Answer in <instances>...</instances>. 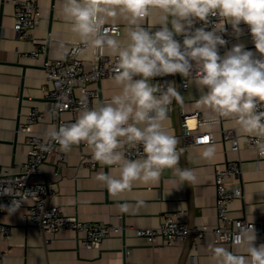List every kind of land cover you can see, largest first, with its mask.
Here are the masks:
<instances>
[{"label":"crops","instance_id":"0c3cea01","mask_svg":"<svg viewBox=\"0 0 264 264\" xmlns=\"http://www.w3.org/2000/svg\"><path fill=\"white\" fill-rule=\"evenodd\" d=\"M12 1L0 0V168L15 174L25 161L27 151L25 135L16 132V128L24 121L30 107L35 106L39 110L45 108L44 91L41 87L45 81V71L41 66L42 59H24L19 56L20 53L30 51L32 46L28 41L18 39L13 30ZM101 2L104 3L105 0ZM62 3L63 0H37L40 19L34 35L45 44L47 59L63 58L72 44L82 41L64 20ZM111 6L116 7L114 4ZM116 10L117 15L107 17L104 25H118L120 33L115 37L127 43L130 23L119 14L118 8ZM159 19L160 11L153 9L152 14L139 23L141 26L146 24L155 32L161 27ZM244 25H240L242 30ZM224 28L229 42L219 50L221 56L236 44H243L245 50L256 53L251 35H243L242 32L236 37L227 22L224 23ZM180 36L177 35L175 39L179 41ZM93 51L100 56H113L107 48L101 54L98 49L87 46L79 55L85 69L91 67ZM172 83H175L173 86L183 96V102L173 100L165 127L177 138V146H180V105L186 114L197 113L202 116V120L196 124L197 132L212 135L211 143L183 147L180 151L178 167L192 170L195 179L191 182L183 181L181 185L172 169H164L157 182H136L130 191L116 197L96 179L101 171H111L113 175H117L118 172L113 167L103 166L96 160V167L93 169L84 167L86 159H93L90 149L84 143L73 146L67 152L61 151L58 145L57 151L64 153V161H59L56 154L49 156L39 165L35 181L40 182L45 178L51 180L54 191L52 201L65 213L85 222L123 227V234L104 239L99 249L88 250L80 244L81 235L70 230L59 231L54 236L39 234L25 222V209L19 208L11 215L7 213L2 216V222L7 226L10 236L8 240H0V249L6 252L2 264H212L209 244L219 243L214 241L213 235H207L196 249L190 239L171 246H166L159 240L150 245L144 238L134 237L130 227H157L165 216L174 212L190 226L216 225L214 170L221 169L224 162L232 158L241 161L242 198L230 203L229 216L245 217L252 221L259 213H264V158L256 159L255 152L243 146V137L255 134L239 132L233 118L220 117L212 109L199 104L198 100L204 94V89L195 85H189L185 90L180 89L177 74L173 75ZM88 87L99 91L100 97L94 99L93 105L107 101L119 92L113 77L102 78L98 84L91 83ZM74 93L81 97L79 90L76 89ZM70 117L67 112L60 114V119ZM53 127L50 115H45L34 126V130L45 140L46 131ZM225 129H233L240 137L242 147L238 153L229 151V142L221 134ZM210 145L215 147V155L208 159L202 153ZM138 201H143V204L137 206ZM125 203L129 205L128 211L121 207ZM219 244L230 249L232 247L227 243ZM260 244H264V237L257 234L255 245Z\"/></svg>","mask_w":264,"mask_h":264},{"label":"clouds","instance_id":"9594fccd","mask_svg":"<svg viewBox=\"0 0 264 264\" xmlns=\"http://www.w3.org/2000/svg\"><path fill=\"white\" fill-rule=\"evenodd\" d=\"M116 8L130 23L127 43L103 30L106 18L117 15ZM153 9L160 11L161 27L155 32L139 23ZM62 15L85 45L101 54L107 48L118 57L113 80L119 92L92 107L85 103L74 122L47 130L42 151L48 150V141L64 152L86 144L94 160L118 172L101 171L96 177L116 197L136 182H157L164 169H172L181 185L193 181L192 170L178 167V141L165 127L173 100L182 103L183 96L175 83L151 82L178 73L186 87L205 90L199 104L220 117L233 118L239 132L258 136L257 149L264 154V0H63ZM210 17L223 18L236 37L243 32L241 23L246 24L256 53L236 44L221 56L219 47L227 43L219 34L224 25L210 31L193 27L196 21L207 24ZM177 35L184 36L182 43ZM141 146L138 158H128ZM202 155L211 159L215 147L208 146ZM13 192L8 185L0 195L14 196ZM15 196L20 199L0 205V210L11 215L36 194ZM142 204L138 201L137 206ZM121 207L129 210L127 203ZM256 240L255 228L249 224L232 237L231 249L209 244L212 264H264V244L256 246Z\"/></svg>","mask_w":264,"mask_h":264},{"label":"built area","instance_id":"2783aa9c","mask_svg":"<svg viewBox=\"0 0 264 264\" xmlns=\"http://www.w3.org/2000/svg\"><path fill=\"white\" fill-rule=\"evenodd\" d=\"M12 3L14 6L13 30L18 39L26 40L32 46L30 51L20 53V58L42 59L41 66L45 71V81L41 87L44 91L45 108L39 110L35 106L30 107L24 121L17 126L16 132H21L25 135L27 145L25 161L18 167V171L15 174H10L0 168V190L10 185L14 190V196L22 195L23 192H34L36 194L35 198L28 200V204L22 202L19 208L25 209L23 214L25 222L34 227L39 234L44 235V233H47L54 236L59 231L70 230L81 235L80 244L85 249H99L104 239L122 235L123 227L99 222L81 221L77 217L62 211L52 201L54 191L51 187V180L45 178L37 182L35 177L39 174V165L44 163L49 156L56 154L59 161L62 162L65 159V155L63 152H58V145L51 141H48V150L42 151L40 144L44 143L45 140H42L39 133L34 130V126L42 121L45 115H50L54 127L74 122L82 106L86 103L89 107H92L94 99L98 97V89L89 88L88 85L96 83L102 78L114 77V69L118 57L115 55L104 57L93 51L94 60L91 63V67L85 69L79 55L88 45L81 41L72 44L63 58L47 59L45 57V44L40 42L34 35V29L40 19L37 0H13ZM224 23L223 18L210 17L207 24L202 21H196L193 27H205L206 30L210 31L213 26L219 28ZM143 27L149 29L146 24ZM103 30L113 36H118L120 33L118 25H103ZM219 34L227 41L225 45L227 46L228 37L224 32ZM243 35H251L246 24L244 25ZM183 39L184 36L181 35L179 42L182 43ZM225 46H220L219 50ZM177 75L180 89L185 90L187 87L185 86L184 78L178 73ZM154 78L151 82L156 85H167L173 81V75ZM76 89L80 91L81 97L75 95L74 91ZM62 112L69 113L71 117L69 119H60ZM179 118L180 132L178 137L180 146H177L179 153L183 147L204 145L212 142L211 133L196 131V124L202 120L201 115L197 113L186 114L182 105H180ZM221 134L222 138L229 142V151L238 153L242 146L239 143L240 137L237 133L233 129H225L221 131ZM243 138V146L252 149L255 152L256 159H263L264 154H261L257 149V143L260 138L256 135H249ZM139 152H142V146L131 150L128 153V158H138ZM83 166L93 169L96 167V161L91 158L86 159L83 162ZM55 174H57V171ZM241 183V161L236 158L227 159L221 169L214 170L216 225L213 227L190 226L179 218L177 212H174L165 216L157 227H130L133 231L132 235L136 238H144L150 245L155 244L159 240L162 244L171 246L190 239L195 249L207 235H213L215 242L232 245V237L249 224L255 228L256 234L262 235L264 233V213H259L258 217L252 221L245 217L229 216L230 203L235 199L242 198ZM14 196L0 195V205L10 206L13 199H20L19 196ZM7 213L0 210V240H8L10 238L9 230L2 222V216ZM5 255L6 252L0 249V264H2Z\"/></svg>","mask_w":264,"mask_h":264},{"label":"water","instance_id":"95a60500","mask_svg":"<svg viewBox=\"0 0 264 264\" xmlns=\"http://www.w3.org/2000/svg\"><path fill=\"white\" fill-rule=\"evenodd\" d=\"M154 79H156V78H154ZM100 81V80H99ZM99 81H97L96 83L98 84L99 83ZM100 97V95H99V93H98V98ZM17 129V128H16ZM262 237H264V233H262V235H261ZM122 238H123V236H122Z\"/></svg>","mask_w":264,"mask_h":264}]
</instances>
